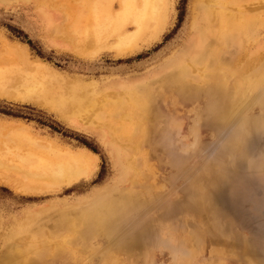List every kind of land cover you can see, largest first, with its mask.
Returning a JSON list of instances; mask_svg holds the SVG:
<instances>
[{
    "label": "rangeland",
    "instance_id": "1",
    "mask_svg": "<svg viewBox=\"0 0 264 264\" xmlns=\"http://www.w3.org/2000/svg\"><path fill=\"white\" fill-rule=\"evenodd\" d=\"M85 1L0 0V66L6 57L39 60L62 84L81 81L87 88L83 111L0 96V177L33 185L30 171L20 169L26 141L13 137L17 127L39 143L94 159L88 176L35 186L39 192H19L0 180V254L6 234L16 231L8 246L42 245L40 264H264V0H230L226 15L239 5L236 19L260 15L262 24L234 42L233 54L231 43L218 45L220 57L232 60L208 66L206 81L193 71L184 82L170 66L192 38L202 4L186 0L180 16L181 0H168L160 36L117 54L73 43L86 19ZM107 1L117 0H100ZM20 31L43 57L20 40ZM126 95L143 99L147 118L143 130L131 127L117 140L109 126L129 120L107 108ZM71 216L86 228L47 226ZM96 216L101 221L93 223ZM37 227L51 233L32 238L28 232ZM54 236L60 246L52 256L47 246Z\"/></svg>",
    "mask_w": 264,
    "mask_h": 264
},
{
    "label": "bare ground",
    "instance_id": "2",
    "mask_svg": "<svg viewBox=\"0 0 264 264\" xmlns=\"http://www.w3.org/2000/svg\"><path fill=\"white\" fill-rule=\"evenodd\" d=\"M107 2L109 3L101 4L100 0H87L83 2V13L86 19H81L82 25L80 24V28L77 27L79 28L78 31L73 34L74 44L82 45L90 43L95 49L109 47L114 49L117 54L132 53V51L140 48L142 45H146L157 39L167 25L168 0H117L116 2L113 1L114 3ZM197 3L202 5L199 6V15L194 16V34L187 43L185 50L178 57L179 59L170 66L172 74L175 75L177 81L184 82L193 71H196V77H200V79L206 81L208 66L216 65L218 67L222 66V64H228L232 60V57H227L225 60L220 57L218 45L221 43H231L228 53L233 54L234 52L231 50L236 49L233 47L235 46L234 42H242V37H250V34L255 31V24H262L263 21L260 15L252 16L251 14L242 16L241 20L239 18L236 19L234 14H242L241 11H243L239 5L235 7L233 15H226L225 9H228V6L232 5L230 0H197ZM11 49L12 47L9 48V50ZM90 53L92 54V51ZM20 55L18 56L22 59L24 57L23 53L20 52ZM215 57H217L216 62L214 61ZM223 67L225 66L223 65ZM228 68L230 70V67ZM199 69L202 70L201 73L198 72ZM220 69V77L225 79L226 70L222 67ZM52 70L39 60L25 58L22 61L16 62L12 60V57L11 61L6 57L3 65L0 66V96L20 101H37L56 111H63L66 108H73V111H83L85 109L82 105L84 101L83 97L87 95L86 92H82L84 83L73 81L72 83L63 82L62 84V79L60 80ZM132 100H134V103ZM107 110L113 115L120 116L124 120H129L128 122L118 123L116 126H109L113 128L114 134L116 133L117 140L126 138L130 133L131 127L137 128V131L143 130L144 119L147 118L143 99L135 100L130 95H126V101L119 104H111ZM70 114L73 113L70 112ZM15 130L13 137L26 141L24 147L25 154L21 155L22 162L20 169L25 172L26 170L30 171L31 181H29L33 184L26 183L24 186L20 180H13L11 182V180L6 179L11 174L7 176L5 173V178L0 177L3 184L11 186L16 191L39 192L42 190L40 187H55L64 182L70 184L80 177L88 176L89 169L93 168L94 159L91 157L92 153L84 154L76 150L64 149L52 142L39 143L36 138H31L24 131L18 129V127ZM38 185H40L39 188L35 187ZM100 221V218L97 216L92 220L93 223ZM50 222L47 226L53 228L63 227L69 228L71 231L86 228V224L83 221H80V224H78L75 220L73 221L72 216L51 220ZM28 233L32 238L39 239L43 237L44 239V235L51 232L37 227ZM17 235L18 232L16 231L6 234V250L3 254H0V264H40L43 259L40 255L42 245L33 246L32 250H21L15 249L14 246H8L12 240H16ZM48 241H46L48 242L47 247L53 256L57 251V246H60L58 245L60 240L58 241L54 236L51 239L49 238Z\"/></svg>",
    "mask_w": 264,
    "mask_h": 264
},
{
    "label": "trees",
    "instance_id": "3",
    "mask_svg": "<svg viewBox=\"0 0 264 264\" xmlns=\"http://www.w3.org/2000/svg\"><path fill=\"white\" fill-rule=\"evenodd\" d=\"M185 1L186 0H181V12H180V16L182 15V7H183V5H184V3H185ZM180 20V19H179ZM19 38H20V40L21 41H23V42H25V43H27L28 45H29V47L31 48V50H35L36 51V53L39 55V56H41V57H43V55H42V53H41V51L39 50V49H37V47H35V45L33 44V42L31 41V39H29V38H27V36H26V34H24L23 32H21L20 31V33H19V35H17ZM3 113H5V114H7V115H11V116H14V117H23L22 115H20L19 113H14V112H11V111H2ZM39 122H41V123H44V122H42V121H40V120H38ZM53 130H56V131H58V129H57V127L56 126H54V125H49ZM83 144L84 145H86L87 147H89V145L87 144V143H84L83 142ZM90 148V147H89ZM91 150H92V148H90ZM94 150V149H93Z\"/></svg>",
    "mask_w": 264,
    "mask_h": 264
}]
</instances>
